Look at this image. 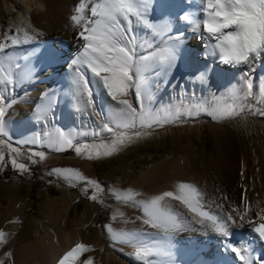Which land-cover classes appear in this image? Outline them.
Instances as JSON below:
<instances>
[{
	"label": "bare ground",
	"instance_id": "1",
	"mask_svg": "<svg viewBox=\"0 0 264 264\" xmlns=\"http://www.w3.org/2000/svg\"><path fill=\"white\" fill-rule=\"evenodd\" d=\"M90 4L88 3V6ZM77 6L67 3L66 9L69 13L58 16L52 8L48 7L45 0H4L0 4V40H4L6 35H20L21 39H23V35L18 33V29H23L32 36L30 42L21 43L5 50L6 53L13 55L16 63L21 65L23 78L20 81H29L30 84L35 85L30 93L31 96H29L30 101L37 100L39 103L36 108H33V106L32 110L31 102H25L16 107L18 119L21 120V129L25 133L23 138L16 140V143L20 146L39 145L40 143L36 144L31 141L46 140L32 133L30 123L35 121V123L42 124L43 121L41 119L50 109L53 113L57 112L56 120L62 114L69 115L68 106L72 104L76 106L78 114H81L83 110L82 104H88L90 98L92 104L88 105L90 106L91 116L98 119L100 106H102L108 119L112 120V113L121 107L117 101L112 100L107 95L102 85L92 83L91 73L84 70L82 71H84L90 83L91 97L87 93L82 96L76 95L75 86L72 82L75 68L72 66L71 61L80 51V29L73 24L70 17L75 14L74 10ZM66 9L64 10L66 11ZM173 11L180 13L182 16L195 14L201 20L203 19V6L199 0H147L145 19L158 26L164 24L170 26L172 34H182L176 50L177 59L175 65L168 69L167 72L160 71L157 77L151 79V91H157L156 81L158 77L163 78L170 85L171 80L186 74H190L189 76L192 79L198 80L201 78L199 74L203 73L208 79L216 80L223 84L228 90V98H233L237 94H239L238 101H242L244 98H260L259 95L254 94L252 89V95L245 97L244 93L248 91L245 87L251 72L255 71V65L250 67L252 60L261 63L256 67V71L259 73L261 84L264 83V52L250 57L245 63H225L220 59L218 50L213 48L215 41L209 40L203 33L202 25L200 31L193 30L191 25L186 22L180 24L177 28L169 19ZM149 13L154 14V16H149ZM35 17H38L39 20L38 18L35 20ZM144 32L146 31L143 30V24L134 22L130 35H135L141 41L146 35ZM162 38L167 37L162 36ZM45 40L52 46L49 52H43L42 50L41 43ZM154 52L157 51L153 50L150 53ZM33 56L37 58L36 67L43 71V74L34 78H32L29 67V59ZM47 61L52 62L47 65ZM43 66L47 67L43 68ZM248 68L250 71L247 70ZM60 82L64 83V85H60ZM233 87L235 88L234 92H232ZM93 93L96 95L97 100L93 98L95 97ZM180 97L179 88H176L168 96L170 99ZM127 98L135 107L136 105L132 98L129 95ZM58 100H63L67 105V109H63V112L56 105ZM150 107L153 110H166V108L159 107L158 102L151 103ZM81 119L79 117L77 120L80 121ZM162 132L164 134L165 132L168 133V129H164ZM149 135L155 139L161 135V132L150 130L145 132L142 137ZM5 136L12 140L9 134ZM75 136V133L70 135L72 139H75ZM212 137L216 156L214 155L211 165L205 161L204 155L198 154L191 146H186L183 149L185 156L170 158L157 164L152 170L144 172L127 187L118 183L110 188L111 194L116 199H126L124 197L130 191L138 194L131 199L137 202L138 209L131 210L129 206L125 207L119 203L113 206L111 217H116L123 225L106 224L104 231L111 246L112 244L119 246L118 244L120 243L124 245V248L125 246H131L128 251L130 252L129 255L132 254L137 258L135 255L136 242L115 241L112 235L117 233L125 236H137L145 245L152 243L166 244L171 248V256L169 258L150 257L147 264H243L236 254L227 247L226 238L219 236L210 227H206L210 222L206 218L199 217L191 212L180 200L165 198L163 202L176 215L181 224L178 230L166 234L161 229L152 228L144 223L145 217L139 204L140 201L148 200V194L154 197L165 191L176 193L180 183H187L195 186L198 190L201 210L207 211L210 215L221 217L224 220H227L228 214L233 216L235 223L229 222L230 237L227 238L228 242L241 249L248 248L252 257V264H257V262L258 264H264V240H261L258 234L252 231L255 226L253 222H264L259 220V217L264 215V167L262 170L257 168L255 172H245L248 169V165L242 161V152L235 149L227 159H224L221 147L225 146L227 139L225 137L219 139L214 134H212ZM180 138L181 136L179 135L177 139L180 140ZM134 141L136 140L133 139L131 142L126 143L119 150ZM255 158L257 160V157ZM58 161L57 158L53 157L48 162L55 166ZM163 167L167 169L168 182L163 187L145 189L144 184L158 176V173L162 171L160 169ZM65 168L77 169L86 177L98 182L90 169L88 161L72 159L68 161ZM191 168L193 172H191ZM1 188L2 186H0ZM71 201V197L65 193L60 198L47 200L40 208V218L46 225L45 231L41 233L37 229L32 240L21 243L19 246H15L14 241L15 231L19 227L18 221L23 217V206L17 203L13 195H8L4 201H0V219L3 218L6 222H9V220L14 221V223H5L0 220V230L6 231L5 233L8 234L6 243L0 245V249L9 247L8 252L12 253L11 258L6 257L4 264H57V261L65 252L79 243L78 238L82 231L84 232V225L86 224V214H84L78 220L72 221L70 228L66 229L68 227L67 221L62 215L65 212L64 209L66 210L65 206L71 204ZM219 202L220 208L217 207ZM222 209L225 212L221 211ZM87 210L90 211L93 218L96 217V208L89 207ZM241 216H243L242 221ZM201 220H203V223L199 222ZM246 222L249 223L248 226H246ZM241 224L243 226H239ZM85 238L87 239L88 237ZM95 243H101L100 234L96 236ZM126 255L129 256L128 254ZM105 261L107 264H126L121 257L113 254L107 255ZM139 261L145 264V261L140 259Z\"/></svg>",
	"mask_w": 264,
	"mask_h": 264
},
{
	"label": "rangeland",
	"instance_id": "2",
	"mask_svg": "<svg viewBox=\"0 0 264 264\" xmlns=\"http://www.w3.org/2000/svg\"><path fill=\"white\" fill-rule=\"evenodd\" d=\"M3 1L0 0V4ZM45 1L48 7L50 9L52 8L58 16L69 13L66 9L67 3L77 6L80 2V0ZM90 8L91 4L85 11L86 16L90 15ZM149 16L152 17L154 14L149 13ZM181 17L182 15L180 13L173 11L169 19L178 28L180 24L184 23ZM37 18L35 17L34 19L37 20ZM143 30L146 31L144 32L146 34L144 37L145 40L140 41V39H137L138 55H146L153 50L159 51L165 46V40L167 38H162L161 35H157L153 29L148 28L144 24ZM227 31H230V29ZM79 40L81 47L83 41L80 37ZM49 44L46 40L41 43L43 52H49L52 49V46ZM47 62L46 64L50 65L52 61ZM36 63L37 58L35 56L29 59L32 78L43 74V71L36 67ZM260 64L252 60L250 67L251 65L252 67L255 65V71L251 72L248 80L252 84L254 94L259 95L260 98H244L242 101H238V104L242 103L244 105L245 110L238 112L235 116L220 119H214L210 111H201V114L199 113L197 115L195 113L189 116L186 110L194 105L205 106L210 110L221 101L232 103V98H228V90L223 84L216 80H210L205 75L203 78L197 80L192 79L189 76L190 74H186L184 75L185 77L182 76L171 80L170 85L163 78L158 77L156 85L157 91L159 90V92L151 91V103L158 102L159 107L166 108V110H179L181 112L180 118L176 122L164 124L160 127L154 126L153 128L144 130L145 132L150 130L161 132V135L157 136V138L153 139L150 135L145 137L141 136L111 156L101 157L99 159H86L84 156H78L74 148L56 151L54 148L48 146L47 134H55L63 131L66 135L70 136L75 133L76 136L73 139L74 144L91 145L100 142H110L113 135L111 132L104 131L103 125L108 123L111 127L115 128L116 122L108 119L102 106H100L98 119L91 116L90 106L87 103L82 104L83 107H81L83 110L81 114H78L74 104L68 106L70 114H62L58 120H56L57 112L53 113L50 109L41 119L43 121L42 124L35 123V121H31L30 123L32 133L46 140L42 141L39 145L20 146L16 143V140L23 138L25 133L21 129V120L18 119L19 116L16 113V107L25 102L32 103L31 110L37 107L39 104L38 101H30L29 97L35 85L30 84L29 81H19L9 86L0 85V97H2L0 99V109L4 112L2 117L4 129L5 133L12 137V140H10L5 135H0V140L5 142L0 145L4 149L1 151L0 148V152H3L5 157L4 161H0V186H2L0 189V201H4L8 195H13L17 203L23 206V217L18 221L19 227L15 231L14 245L19 246L21 243L32 240L34 238V232L37 229L41 233L45 231L46 225L40 218L41 206L47 200L60 198L65 193L72 199V203L65 206L66 210L64 209L65 212L62 215L67 221L68 227L66 229L70 228L72 221L78 220L86 214L84 232L82 231L78 241L79 243L87 245L90 250L82 252L78 257L79 260L77 259L75 264H85V261H91V264H107L105 258L107 255L112 254L121 257L126 264H142L132 254L129 255L130 252L128 251L131 246H125L124 248V245L121 243L118 244L119 246L117 244H112L111 246L110 241L106 237L104 228L107 223L111 225H123L116 217H111V210L116 203L123 204L125 207L129 206L131 210L138 209L136 201L114 198L110 192V188L116 186L118 183L127 187L144 172L152 170L157 164L170 158H181L185 156L186 154L183 152V149L186 146H191L198 154L204 155L205 161L211 165L216 156L212 134L216 135L219 139H222V137L227 139V145L225 144L224 147H221L224 159H227L235 149L240 150L243 154L242 161L248 165V169L245 172H255L257 168L258 170H262L264 167V116L260 115L259 112L264 111V99H262L264 83L261 84L259 73L256 71V67ZM46 67L43 66V68ZM82 70L87 72L86 69ZM247 70L250 71L249 68ZM159 72V68L155 72H150L148 74L149 81L157 77ZM60 85H64V83L60 82ZM236 86L238 85L236 84ZM176 88L180 89L181 97L176 99L168 98ZM245 88H247V85ZM234 89L233 87L232 92L235 91ZM94 96L93 98L97 100L95 94ZM129 96L135 103V107L139 108L134 89L130 90ZM56 105L62 112L63 109H67V105L63 100H58ZM79 117L82 118L80 121L77 120ZM164 129H168V133L165 132L164 134L162 132ZM96 133H99V135ZM179 135L181 136L180 140L177 139ZM9 144L12 148L18 149V151L11 152L8 147ZM34 152H44L45 158L40 160L39 157L31 155ZM53 157L59 160L55 166L51 162H48ZM255 157H257V160ZM13 158L16 159L17 163L25 164L28 170L23 171L14 167L11 162ZM72 159H79L80 161H88L90 163V169L101 186L100 190H95L92 186H88L83 182L70 183L63 176L51 171L54 168H65L68 161ZM160 170L162 171L158 173V176H155L144 184L145 189L163 187L168 182L166 167ZM190 170L193 172L192 168ZM92 195H95L96 199H91L90 197ZM147 198L151 199L152 196L148 194ZM219 204L220 202L217 203L218 208H220ZM89 207L97 209L96 217L93 218L91 216L90 211L87 210ZM221 211H224V209ZM0 220L5 223H14L13 220H9V222H6L3 218ZM248 225L249 223L246 222V226ZM134 226L136 227L135 223ZM56 227L59 229L58 226ZM60 229L62 228L60 227ZM98 234L101 236L100 244L95 243ZM85 237L88 238L86 239ZM122 248L125 250L127 248V250L125 251ZM9 249V247L7 249H0V259H3L4 263L6 260L5 253Z\"/></svg>",
	"mask_w": 264,
	"mask_h": 264
},
{
	"label": "snow or ice",
	"instance_id": "3",
	"mask_svg": "<svg viewBox=\"0 0 264 264\" xmlns=\"http://www.w3.org/2000/svg\"><path fill=\"white\" fill-rule=\"evenodd\" d=\"M199 2L203 6L202 20L195 14H185L181 19L190 24L195 31H200L202 25V31L206 37L215 41L213 48L218 50L222 61L235 64L245 63L250 57L264 52V0H199ZM88 3H91L90 15L86 16L85 10L88 8ZM146 11L147 0H87V2L80 0L74 10L75 14L70 17L73 24L79 27V37L83 41L78 55L71 61L75 68L72 82L76 95L82 96L87 93L91 97L90 83L82 71L86 69L91 73L92 83L102 85L107 95L117 101L121 107L112 113L111 118L116 122L115 128L108 123L103 125V130L113 135L110 142L91 145L74 144L70 136L59 131L55 134H47V143L50 148L56 151L74 148L78 156H84L86 159L108 157L126 143L144 135V130L173 123L180 118L179 110H153L150 107L152 94L148 74L155 72L157 68L161 72H167L175 65L176 50L182 34H172L170 26L166 24L158 26L150 23L145 19ZM134 22L142 23L153 29L157 35L167 37L165 46L157 52L138 55L137 38L135 35H130ZM229 29L231 30L226 31ZM18 33H22L23 39L20 35H6L4 40H0V85H14L23 78L21 65L16 63L11 53L5 52L9 47L31 41L32 36L27 31L18 29ZM199 75L203 78L205 74L200 73ZM132 89L135 91L139 108L133 107L127 98ZM247 89L248 91L244 93L245 97L252 95L251 82L247 83ZM262 99H264V89H262ZM238 100L239 94L232 98V103L221 101L210 110L201 105H194L186 111L189 116L200 111H210L214 119L231 117L245 110L242 103H237ZM88 104H92L90 98ZM259 114L264 116V111H260ZM3 115L4 112L0 109V135H6ZM96 134L99 135V133ZM31 142L39 144L42 141ZM4 143L0 140V145ZM8 147L11 152L18 151L10 144ZM31 155L39 157L40 160L45 158L44 152H34ZM4 158L3 152H0V161ZM11 162L20 170H28L25 164L17 163L15 158ZM51 171L63 176L70 183L83 182L95 190H100L101 186L97 181L86 177L77 169L54 168ZM135 195L138 194L130 191L124 198L131 200ZM199 195L195 186L180 183L176 193L165 191L151 199L140 201L139 204L145 217L144 223L152 228L161 229L166 234L178 230L181 224L163 201L165 198L180 200L191 212L210 222L206 227H210L219 236L226 238L227 247L243 264H252L248 248L235 247L227 240L230 237L229 222L235 223L233 216L228 214L227 220H224L201 210ZM90 198L96 199V196L92 195ZM240 218L242 221L243 216ZM259 220L264 221V215L260 216ZM199 222L203 223V220ZM253 223L255 226L252 231L264 240V222ZM7 235L0 230V245L6 243ZM112 238L115 241L136 242L135 255L137 259L145 261V264L150 257L169 258L171 256V248L166 244L145 245L137 236L117 233H113ZM89 250L87 245L77 243L59 258L57 264H75L79 255ZM5 257L11 258L12 253L6 252ZM0 264H4L3 259H0ZM85 264H91V261H85Z\"/></svg>",
	"mask_w": 264,
	"mask_h": 264
},
{
	"label": "trees",
	"instance_id": "4",
	"mask_svg": "<svg viewBox=\"0 0 264 264\" xmlns=\"http://www.w3.org/2000/svg\"><path fill=\"white\" fill-rule=\"evenodd\" d=\"M1 148V147H0ZM4 150L3 148H1V151ZM4 161V160H3Z\"/></svg>",
	"mask_w": 264,
	"mask_h": 264
},
{
	"label": "clouds",
	"instance_id": "5",
	"mask_svg": "<svg viewBox=\"0 0 264 264\" xmlns=\"http://www.w3.org/2000/svg\"><path fill=\"white\" fill-rule=\"evenodd\" d=\"M42 7V6H41Z\"/></svg>",
	"mask_w": 264,
	"mask_h": 264
}]
</instances>
